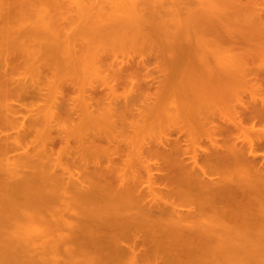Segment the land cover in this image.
I'll list each match as a JSON object with an SVG mask.
<instances>
[{"label": "bare ground", "instance_id": "obj_1", "mask_svg": "<svg viewBox=\"0 0 264 264\" xmlns=\"http://www.w3.org/2000/svg\"><path fill=\"white\" fill-rule=\"evenodd\" d=\"M107 1L0 0V264H264V0Z\"/></svg>", "mask_w": 264, "mask_h": 264}, {"label": "rangeland", "instance_id": "obj_2", "mask_svg": "<svg viewBox=\"0 0 264 264\" xmlns=\"http://www.w3.org/2000/svg\"><path fill=\"white\" fill-rule=\"evenodd\" d=\"M105 1H107V0H105ZM108 1H110V0H108ZM108 1H107V2H108ZM105 3H106V2H105ZM34 6H35V7L38 6V8H39V5H38V4H36V5H34ZM34 6L31 7V10H34ZM31 10H30V11H31ZM34 11H35V12L33 13V11H32L31 14H32L33 16H34V15L36 16V15H37L36 12L38 11L37 8H35ZM69 14H71V13H69ZM69 14H68V15H69ZM72 14L75 15V14H77V13L74 12V13H72ZM77 15H78V14H77ZM74 17H76V15H75ZM114 58H115V59L118 58V59H117V62H118V61H120V60H122V59H124V58H127V57H126V56H122V55H118V57H112V56H111V57H109L107 60H109V62H112V61H115ZM121 58H122V59H121ZM136 58H140V57L137 56ZM152 61H154V60H152ZM120 90L122 91V88H120L119 91H120ZM121 91H120V92H121ZM123 91H124V90H123ZM121 93H122V92H121ZM32 97H33V96H32ZM32 97H30V96L28 97V96H27L25 99H21V101L18 103V104H19L18 107H20V105H25V104H26L25 106L28 107V108L30 109L31 106H32L34 103H36V105L34 104L36 107H37V105L39 106V104H40V106H39L40 108L43 107V106L41 105V104H43L42 101L38 103V99H37V97H36V98H35V97L32 98ZM245 99H248V98H245ZM121 100L123 101V99H121ZM141 100H143V98L140 99V101H139V100L135 101V102H134V103H135V106L142 108V107H143V105H142L143 103H141ZM122 101H121L120 103L123 104ZM20 103H21V104H20ZM132 105H133V104H132ZM25 106H24V107H25ZM116 106H119V105H116ZM24 107H23L22 109H20V111H22V110L24 109ZM39 107H38V110H39ZM119 107H120V106H119ZM137 107H135V108H137ZM35 109H36V108H35ZM35 112H38V111L36 110ZM35 112H34V114H35ZM22 113H23V114H22ZM38 113H41V111L39 110ZM29 115H30V113L26 110V108L23 110V112H21V113L18 112V116H19V121H20V122L27 123V120H28V124H26L27 127H28V129L30 128L29 126H31V124H30L31 122L29 123V120L31 121V119L28 117ZM25 117H26L27 119H25ZM22 118H24V119L22 120ZM28 118H29V119H28ZM246 125H248V124H246ZM260 125H261V126H260ZM260 125H259V123H257V124H256V128H263V127H264V124H260ZM30 131H31V130H30ZM33 132H34V131H32V133H33ZM32 133H29L28 136H26V138H24V139H26V141H31L32 139L34 140L35 135H33ZM14 135H15V134H14ZM20 151H21V150H19L18 153H19ZM259 151L262 152V150H259ZM16 153H17V152H16ZM13 154H14V153H13ZM262 162H263V161H262ZM145 189H146V188H145ZM23 191H24V190H23ZM23 191H22V192H23ZM149 201H150V199H149V200H146L147 204L149 203ZM165 201L171 202L172 200L169 199V198H165ZM146 202H145V203H146ZM27 205H28V206H31V204H26V207H25V204H24V206H22V205L19 206V208H20V207H21V208H20V209L18 208L17 210H19V211L22 210V213H23L24 209H26V210L28 211L29 208H32V211L34 210V208H33V204H32V207H29V208L27 207ZM34 206H35V205H34ZM184 209H185V208H184ZM26 210H25V211H26ZM25 211H24V212H25ZM27 211H26V212H27ZM29 211H30V210H29ZM32 211H30V212H32ZM30 212H28V213H30ZM1 213H2V212H0V214H1ZM19 213H21V212H19ZM259 214H262V215L264 216L263 212H261V213H257V214H255V215L257 216V218H260L261 221H264V219H263L264 217H263L262 215H260V216L258 217ZM3 215H5V213L2 214V216H3ZM43 216H45L44 213H43ZM0 217H1V215H0ZM261 217H262V218H261ZM73 220H74V219H73ZM19 222H20V221H19ZM19 222L17 221L16 223H19ZM25 222H26V221H25ZM74 222H75V220H74ZM14 223H15V222L13 221V225L15 226V228H16V227L18 228V225H17V224L15 225ZM20 223H22V225H24V224L26 225V224H27V223H24L23 221H21ZM20 223H19V226L21 225ZM76 223H77V222H76ZM80 224H81V223H80ZM80 224H78V225H80ZM82 224H83V223H82ZM2 225L4 226L3 223H2ZM22 225H21V226H22ZM78 225H77V226H78ZM83 225H86V223L83 224ZM83 225H82V226L80 225V227H79V226H78V227H79V229H81V228L83 227L82 229H85V231H86V230L88 229V227H86V226H88V224H87L86 226H83ZM27 226H28V225H27ZM27 226H25V228H26ZM75 226H76V224H75ZM84 227H85V228H84ZM20 228H21V227H19V230H20ZM23 228H24V227H23ZM75 228H76V227H75ZM86 228H87V229H86ZM251 228H253V229H251ZM0 229L4 230V228H2L1 225H0ZM79 229H78V232H79ZM250 229H251L252 231H250V232H248V233H249V234L251 233V236H252V237H255V238L257 239V241H256L254 244L257 245V246H260V247H264V222H263L262 224L260 223V224H258V225H256V226L254 225L253 227L251 226ZM5 230H6V228H5ZM22 230H25V229H22ZM76 230H77V228H76ZM0 231H1V230H0ZM81 231H82V230H81ZM81 231H80L79 233H78L77 231H76V232H77V234H80L81 236H82V235H85L83 232H82V233H83V234H82ZM83 231H84V230H83ZM87 231H89V230H87ZM87 231H86L85 233H87ZM1 232H2V231H1ZM1 232H0V233H1ZM88 233H89V232H88ZM88 235H89V234H88ZM88 235H85V236L82 237L81 240H83V241H82V244H80L81 247H82V245H84V243H86L87 246H89V244H88ZM0 236H1V235H0ZM23 236H24V235H23ZM81 236H79V237H81ZM0 238H1V237H0ZM21 238H22V237H21ZM21 238H20V239H21ZM23 238H24V237H23ZM1 240H2V241H0V247H1L0 249H2V248L4 247L3 249H4V250H7L11 245H13L14 248H15V246H16V248H17V250H18V246H17V244H19L20 241H15V243H17V244H15V243H13V242H12L13 244H10L11 242L6 240V241L8 242V244H6L5 239H4L5 242H3V239H1ZM81 240H78V243L81 242ZM21 241H22V240H21ZM24 241H26V240H24ZM24 241L21 242V245H22V243H23ZM76 242H77V240L74 241V243L78 245V243H76ZM9 244H10V245H9ZM38 244H39V243H38ZM38 244H37V245H38ZM40 244H41V243H40ZM71 244H73V242H72ZM75 244H74V245H75ZM3 245H4V246H3ZM6 245H7V246H6ZM21 245L19 246V249H20L22 252L25 251V253H27L28 250H29V248L31 247L32 244L30 245V243H29L28 245H30V246H27V244L24 242V245H23L22 247H21ZM33 245H34V244H33ZM33 245H32V248H33ZM35 245H36V243H35ZM37 245H36V246H37ZM42 245H44V244H42ZM69 245H70V244H69ZM141 245H142V244H141ZM8 246H9V247H8ZM24 246H25V247H26V246L29 247L28 250H26L27 248H25ZM39 246H40V245H39ZM71 246H72V245H71ZM80 246H79V245H78V246L75 245V247H80ZM84 246H86V245H84ZM5 247H8V248L6 249ZM34 247H35V246H34ZM21 248H23L24 250L21 249ZM40 248H42V247H38V249H40ZM44 248H45V247H44ZM85 248H87V247H85ZM30 249H31V248H30ZM33 249H34V248H33ZM36 249H37V248H36ZM36 249H34V250H36ZM42 249H43V248H42ZM83 249H84V247H83ZM31 250H32V249H31ZM86 250H87V249H86ZM26 251H27V252H26ZM29 251H30V250H29ZM36 251H38V250H36ZM84 251H85V249H84ZM88 252H90L89 255H88L87 252H84V253L81 252V254H80V253H76V254H77V257H78V255H79V256H80V255L82 256V254H84L85 256H84V255H83L84 257L82 256V259H83V260H84V258H86V257L88 258V256H90V257H89L90 259H88V260H89V263H92V258H93V257H91V256H92L94 253H93L92 251H90V248H89V247H88ZM35 253H36V252H35ZM37 253H38V252H37ZM37 253H36V254H37ZM39 253H40V252H39ZM39 253H38V254H39ZM38 254H37V255L34 254V257L36 256V257H35L36 260H35L34 258H32V257H29V256H28V257H27V256H26V257L23 256L22 258H24V259H22V261H21V258H20L19 262H20L21 264H23L22 262H25L24 264H32V262H30V261H33V262H36V263H37V262H39V263H43V262H41V260L39 259ZM86 254H87V256H86ZM96 255L98 256L97 253H96ZM42 256H43V254H42ZM60 256H61V254L59 255V257H60ZM75 256H76V255H75ZM81 256H80L79 258H81ZM93 256H94V255H93ZM52 257H53V256H52ZM52 257H51V259H52ZM63 257H64V259H65V257H67V256H66L65 254H63ZM63 257H60V258H62V261L60 260V261H61V264H62L63 262H64V264H65V261H66V260L63 261V260H64ZM26 258H27V259H26ZM30 258H32V260H31ZM41 258H42V257H41ZM54 258H55V257H54ZM54 258H53V259H54ZM57 258H58V257H57ZM68 258H69V257H68ZM68 258H66V259H68ZM75 258H76V257H75ZM87 258H86V261H87ZM25 259H26V260H25ZM44 259H46V258L44 257ZM47 259H48V257H47ZM49 259H50V258H49ZM53 259H52V261H51L52 263H54V262H53V261H54ZM71 259H72V258H71ZM76 259H77V258H76ZM23 260H24V261H23ZM28 260H29V261H28ZM39 260H40V261H39ZM56 261H57V259H56ZM72 261H73V260H72ZM76 261L79 262L80 264H84L83 261H80V259H79V260L77 259ZM76 261L74 260L73 262H70L69 264H79V263H77ZM86 261H84V262H86ZM26 262H27V263H26ZM20 263H18V264H20ZM33 264H34V263H33ZM59 264H60V262H59ZM66 264H67V263H66Z\"/></svg>", "mask_w": 264, "mask_h": 264}, {"label": "flooded vegetation", "instance_id": "obj_3", "mask_svg": "<svg viewBox=\"0 0 264 264\" xmlns=\"http://www.w3.org/2000/svg\"><path fill=\"white\" fill-rule=\"evenodd\" d=\"M133 106H134V107H137V106H135V105H132V107H133ZM248 125H249V124H248Z\"/></svg>", "mask_w": 264, "mask_h": 264}]
</instances>
